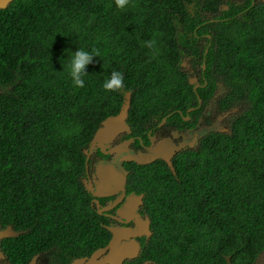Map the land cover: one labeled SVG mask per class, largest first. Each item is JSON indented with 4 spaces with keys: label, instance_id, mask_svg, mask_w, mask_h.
I'll list each match as a JSON object with an SVG mask.
<instances>
[{
    "label": "trees",
    "instance_id": "obj_1",
    "mask_svg": "<svg viewBox=\"0 0 264 264\" xmlns=\"http://www.w3.org/2000/svg\"><path fill=\"white\" fill-rule=\"evenodd\" d=\"M152 39L156 50L145 43ZM81 48L99 55L76 88L68 61ZM185 57L205 86L193 88ZM114 71L123 86L107 91L102 85ZM131 88L128 114L136 128L149 112L159 118L171 110L169 119H181L177 109L202 114L216 89L211 120L235 109L230 132L204 134L200 149L176 155L175 172L152 164L132 178L145 192L154 232L143 257L254 264L264 248L261 0H129L123 9L115 0H12L1 8L0 228L31 233L1 246L10 254L80 256L106 244L105 220L88 206L79 181L83 150Z\"/></svg>",
    "mask_w": 264,
    "mask_h": 264
},
{
    "label": "flooded vegetation",
    "instance_id": "obj_2",
    "mask_svg": "<svg viewBox=\"0 0 264 264\" xmlns=\"http://www.w3.org/2000/svg\"><path fill=\"white\" fill-rule=\"evenodd\" d=\"M186 60L185 57L182 67L189 81L196 78L193 83L191 82L193 88L195 84H197V87L205 86L206 79L202 72L198 68L194 69L189 63L185 62ZM202 67L204 69L203 64ZM220 94L219 89L213 91L209 103L206 105L207 108L202 114L193 113L189 116L182 114L181 110L177 109L181 119H178V117L169 119L168 117L173 113L171 110L166 111L165 115L164 113L160 114L159 118L149 112L148 119L143 115L139 127L136 128L132 127L128 115L126 119L129 126L128 130L105 137L106 140L95 142L91 148L90 143L93 142V137L102 124L98 126L83 150L84 170L81 177H79V181L87 191L88 206L97 214L102 215L105 220V223L101 222L100 224H103L107 229L109 238L106 244L101 247L106 246L113 238L112 231L117 229L134 230L137 227L135 216L129 215L131 209L140 219L145 221L150 219L147 207L149 204L146 207L143 205L145 192H137L136 185L132 180L133 177L139 175V169L142 171L144 166L147 168L152 164L161 165V163H164L163 165L166 168L175 172L173 160L176 155L182 151L200 149V141L204 134L213 130L230 132L231 119L229 114L235 109L219 112L211 120L214 102ZM164 147L170 152L171 165L162 157L160 149ZM129 155L144 158V161L138 163L135 160H128L126 157ZM150 156L151 158H148ZM109 173H112V178L109 177ZM122 180L124 182H121ZM117 182H121L119 184L123 185L124 188L114 190L120 186H116ZM106 189L109 190L107 193H105ZM100 192L105 194L101 195ZM158 192H155V194ZM122 213L125 215H122ZM153 233L150 219L149 235L145 233L137 236L128 235L126 239L122 240L134 239L138 242L139 252L132 257H108L107 260V257H105L106 252L98 257H90L93 251L88 255L80 256H68L67 254L71 255L72 251H67L64 252V256L67 255V257H36L35 259H33L34 257H11V259L0 257V264H178L177 257H148L147 255L143 257L144 246L150 244ZM223 258L224 261H220L219 264H226V260L228 262L230 257ZM230 262L228 263L232 264ZM254 264H264V248L258 253Z\"/></svg>",
    "mask_w": 264,
    "mask_h": 264
},
{
    "label": "water",
    "instance_id": "obj_3",
    "mask_svg": "<svg viewBox=\"0 0 264 264\" xmlns=\"http://www.w3.org/2000/svg\"><path fill=\"white\" fill-rule=\"evenodd\" d=\"M11 1L12 0H0V9L7 7ZM223 8L226 9L227 6L225 5ZM195 80L196 78H193L191 79L190 82L193 83ZM196 87H197V84L194 85V89H196ZM129 107H130V95L129 93H127L125 96L124 102L120 106L119 111L116 114L107 116L101 122L102 126L96 131L95 136L93 137L92 147L94 146L95 142L106 140L105 137H109L111 135H114L116 133L129 129V126L126 122V119L129 115L128 114ZM192 109L193 107L189 108V110H192ZM160 151L162 153V157L171 165L169 150H167L166 147H164L160 149ZM126 158L128 160H135L138 163H142V161H144V158L135 157L131 155L127 156ZM148 158H151V156ZM108 175H110L109 177L112 178V173H109ZM121 182H124V181L122 180ZM121 182H117L116 186L120 185L119 183ZM123 188H124L123 185H120L114 190L123 189ZM108 191L109 190L106 189L105 193H107ZM105 193L100 192L99 194L102 195ZM129 206L130 205L128 204V207ZM132 211L133 209L129 211L130 212L129 215L135 216L136 225L138 228L136 227L134 230L117 229L115 231H112L113 238L108 242V244L104 247L95 249L91 253L90 257H98L103 252H106L105 257H107L106 259L108 260V257H132V256H135L139 252V244L137 241H135L134 239H131L129 241H122V240L126 239L128 235L137 236V235H141L144 233L149 235L150 234V219H147L146 221L142 220L137 216V214H135ZM122 215H125V214L122 213ZM13 235H16V232H14V230L10 226L5 229L0 228V238L9 237ZM0 255H1V252H0ZM35 258L36 257H34L33 259ZM228 262H230V258H228Z\"/></svg>",
    "mask_w": 264,
    "mask_h": 264
},
{
    "label": "clouds",
    "instance_id": "obj_4",
    "mask_svg": "<svg viewBox=\"0 0 264 264\" xmlns=\"http://www.w3.org/2000/svg\"><path fill=\"white\" fill-rule=\"evenodd\" d=\"M115 3H116L117 8L123 9L129 3V0H115ZM224 6L225 5H223V7ZM226 6L228 8V5ZM145 43L147 44L149 48L156 50L155 49V45H156L155 39L148 40ZM98 55H99L98 49H92L91 51H87L81 48L73 52V54L71 55L68 61V75L71 78V81L74 87L76 88L84 87L85 85L84 77L87 75V72L84 70L85 66L92 61L93 57H96ZM102 86L107 91L119 90L123 86L122 73H120L119 71L112 72L111 76L104 81ZM130 104H131V99H130ZM67 255L71 256L69 254ZM67 255H65L64 257H67ZM9 258L11 259V257Z\"/></svg>",
    "mask_w": 264,
    "mask_h": 264
},
{
    "label": "rangeland",
    "instance_id": "obj_5",
    "mask_svg": "<svg viewBox=\"0 0 264 264\" xmlns=\"http://www.w3.org/2000/svg\"><path fill=\"white\" fill-rule=\"evenodd\" d=\"M0 91H1V89H0ZM133 92H134L133 88L129 89L128 91H125V93L123 94V102H124V99H125V96H126L127 93H129L130 99H132ZM199 101H200V99H199ZM148 116H146L147 119H148ZM90 147H92V142L90 143ZM100 225H103V224H100ZM9 226L14 230V232H16V235L9 236V237H17L19 235H21V236H29V235H31V233L28 232L27 229H18V230H16L14 228V225H12V224L6 225L3 229H5V228H7ZM9 237L0 238V252H1L0 257H64V253L62 251H60V250H56L59 253H55V254L51 253L49 256H46L43 251H35V250H32V249L24 250L23 252H19V250H17V251H15V252L10 254L9 253L10 250H8V248L5 249V248H3L1 246L2 241L5 238H9ZM178 259H185L183 264H188L187 257H177V263L179 264L180 262L178 261Z\"/></svg>",
    "mask_w": 264,
    "mask_h": 264
}]
</instances>
